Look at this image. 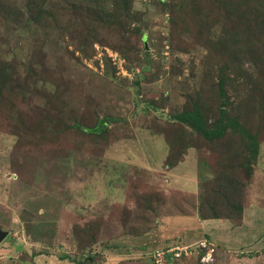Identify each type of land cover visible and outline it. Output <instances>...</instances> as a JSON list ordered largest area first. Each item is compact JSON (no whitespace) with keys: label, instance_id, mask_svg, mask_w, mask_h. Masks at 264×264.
Wrapping results in <instances>:
<instances>
[{"label":"rangeland","instance_id":"obj_1","mask_svg":"<svg viewBox=\"0 0 264 264\" xmlns=\"http://www.w3.org/2000/svg\"><path fill=\"white\" fill-rule=\"evenodd\" d=\"M194 109L233 126L170 124ZM201 207L244 232L163 230ZM0 229V264H150L207 236L216 264H264V0H0Z\"/></svg>","mask_w":264,"mask_h":264},{"label":"crops","instance_id":"obj_2","mask_svg":"<svg viewBox=\"0 0 264 264\" xmlns=\"http://www.w3.org/2000/svg\"><path fill=\"white\" fill-rule=\"evenodd\" d=\"M138 151H140L139 153L142 156V158L140 159L138 164L141 167L146 168V170H148V171L155 172L156 169H154V162L157 161V158L159 159V157H157L156 155H153V156L146 155V157L144 158L142 153H141V150L138 149ZM167 155L168 154H166V156ZM175 180H177V179H175ZM174 182H176L174 185L177 187L181 183V182H179V180H178V182L173 181V183ZM189 182H190L189 180L182 181V184L184 183V185H182V187H181L182 192H184V191L188 192L189 190H184V188L190 189V187H192V185H194V182L192 183V185ZM175 189H177V188H175ZM128 192H129V189L124 188V195H127ZM255 210H256V208H255ZM246 211L244 213V222H248L249 215L254 211V209L248 210L249 211L248 213ZM162 223L164 226L163 230H167V233L168 232L170 233L171 231L178 230V229H180V231H184L185 233L181 234V237H182V235H189V233H195L198 231H199L198 233H200L202 230L205 231V229H207L208 232H210L212 235H214V238H216L219 241V243H224V244L225 243L230 244L231 242H234L236 240V239L232 240L231 236L233 234H235V233L242 234V232H244V231H240L241 227L238 226L235 228L233 226V224H231L229 221H225V220H202L199 218V216L197 214H195V215H182V214H180V215L179 214L165 215L162 219ZM218 224H221L223 230L227 231V233L226 232L224 233V231H223V233H224L223 235L226 236L225 238L220 239L217 237L218 234L215 231L214 226L218 225ZM193 231H195V232H193ZM210 233H209V235H211ZM145 237H147V236L144 235L142 238H145ZM207 237L212 239L209 236H207ZM242 241H243V239H242ZM237 242L239 243V240H237L236 243ZM236 243H234V244H236ZM152 251H154V250H152ZM146 261H149V260H146Z\"/></svg>","mask_w":264,"mask_h":264},{"label":"trees","instance_id":"obj_3","mask_svg":"<svg viewBox=\"0 0 264 264\" xmlns=\"http://www.w3.org/2000/svg\"><path fill=\"white\" fill-rule=\"evenodd\" d=\"M170 124L177 125L176 127L177 128L180 127V130L184 129V127L189 128L190 130L197 132V134L203 135L208 140L221 138L226 133L227 128L233 126V124H231L230 122L226 123L225 120L221 119L213 127H209L203 113L199 109H194L193 111H184L183 113L177 115L175 119H172V122L170 121ZM107 127H108L107 121L101 120L100 122L97 123L96 126L91 128L89 131L93 135H97V136L105 135L107 133ZM168 138L169 137L167 136L166 139ZM254 148L256 151L258 150L257 145H254ZM168 161H169V157H168ZM212 210L214 209L212 208ZM240 212H241L240 219L242 220L243 207L240 208ZM199 215L202 220L232 218L227 216H219L218 214H216L215 211L212 214L207 215L202 207L199 209ZM150 264H152V262H150ZM191 264H197V262L192 261Z\"/></svg>","mask_w":264,"mask_h":264},{"label":"built area","instance_id":"obj_4","mask_svg":"<svg viewBox=\"0 0 264 264\" xmlns=\"http://www.w3.org/2000/svg\"><path fill=\"white\" fill-rule=\"evenodd\" d=\"M176 243L151 251L149 261L152 264H191L192 261L216 264L218 246L212 239L204 237L192 244L185 240Z\"/></svg>","mask_w":264,"mask_h":264},{"label":"water","instance_id":"obj_5","mask_svg":"<svg viewBox=\"0 0 264 264\" xmlns=\"http://www.w3.org/2000/svg\"><path fill=\"white\" fill-rule=\"evenodd\" d=\"M9 236V232L0 229V245L7 239V237Z\"/></svg>","mask_w":264,"mask_h":264}]
</instances>
